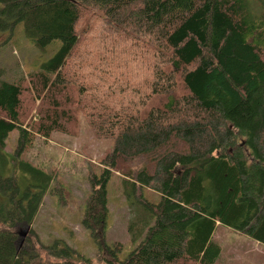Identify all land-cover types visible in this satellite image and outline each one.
Listing matches in <instances>:
<instances>
[{"label":"trees","instance_id":"16d2710c","mask_svg":"<svg viewBox=\"0 0 264 264\" xmlns=\"http://www.w3.org/2000/svg\"><path fill=\"white\" fill-rule=\"evenodd\" d=\"M0 4L39 50L61 42L28 77L10 82L0 69V264H93L64 240L44 245L33 229L19 247L21 229L54 194L52 176L24 153L38 137L77 135L80 114L96 138L113 140L98 164L86 161L81 223L98 260L215 264L220 226L264 245V0ZM113 174L136 214V246L123 259V245L105 238Z\"/></svg>","mask_w":264,"mask_h":264},{"label":"rangeland","instance_id":"374dc122","mask_svg":"<svg viewBox=\"0 0 264 264\" xmlns=\"http://www.w3.org/2000/svg\"><path fill=\"white\" fill-rule=\"evenodd\" d=\"M0 4V69L7 81H17L41 70L59 49L61 42L54 40L39 50L26 37L23 24H13ZM26 89L29 87L26 85ZM40 105V101H36ZM27 120L35 117L36 109L28 106ZM16 136L7 142V152L16 146ZM113 140L98 139L83 114L79 116L78 134L55 132L49 141L36 138L33 146L24 153V158L53 178L51 187L54 194L47 192L32 223L33 229L44 245L56 239L64 240L71 248L92 260L93 264H106L97 259L98 247L90 230L81 221L85 204L90 193L86 161L98 164L100 158L111 148ZM98 169V166H97ZM98 171V170H97ZM96 171V172H97ZM51 188V189H52ZM122 179L111 177L107 184V207L105 238L108 245L120 243L125 258L134 248L128 231L130 222H135L134 206L124 198ZM144 197L157 203L158 194L144 189ZM129 202L134 203L132 198ZM26 228H22L21 231ZM20 237V236H19ZM213 240L221 246V254L215 264H264V245L255 242L242 233L218 227ZM174 262H177L175 260Z\"/></svg>","mask_w":264,"mask_h":264},{"label":"water","instance_id":"95a60500","mask_svg":"<svg viewBox=\"0 0 264 264\" xmlns=\"http://www.w3.org/2000/svg\"><path fill=\"white\" fill-rule=\"evenodd\" d=\"M29 230H30V227H26L25 230H23V231H21V232L19 233V236H20V237H19V247H21L22 244L24 243L26 237H27L28 234H29Z\"/></svg>","mask_w":264,"mask_h":264},{"label":"crops","instance_id":"0c3cea01","mask_svg":"<svg viewBox=\"0 0 264 264\" xmlns=\"http://www.w3.org/2000/svg\"><path fill=\"white\" fill-rule=\"evenodd\" d=\"M216 231H217V229H216ZM216 231H215V232H216ZM214 235H215V233H214ZM214 235H213V238H214ZM216 244H218V245H219V247H220V250H221L222 248H221L220 244H219V243H216Z\"/></svg>","mask_w":264,"mask_h":264}]
</instances>
